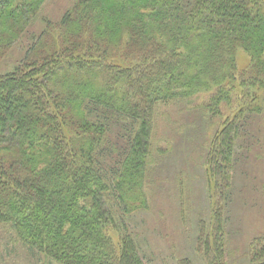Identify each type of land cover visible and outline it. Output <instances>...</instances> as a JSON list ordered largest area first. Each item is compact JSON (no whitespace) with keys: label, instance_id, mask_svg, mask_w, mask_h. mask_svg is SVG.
I'll return each instance as SVG.
<instances>
[{"label":"trees","instance_id":"trees-1","mask_svg":"<svg viewBox=\"0 0 264 264\" xmlns=\"http://www.w3.org/2000/svg\"><path fill=\"white\" fill-rule=\"evenodd\" d=\"M74 1L55 21L48 0H0V226L56 263L149 264L125 221L148 206L156 114L209 93L212 112L239 107L206 153L211 220L196 249L229 264L238 144L264 113V0ZM248 255L264 264V236Z\"/></svg>","mask_w":264,"mask_h":264},{"label":"rangeland","instance_id":"rangeland-1","mask_svg":"<svg viewBox=\"0 0 264 264\" xmlns=\"http://www.w3.org/2000/svg\"><path fill=\"white\" fill-rule=\"evenodd\" d=\"M74 2L48 0L43 12L56 21ZM24 46L19 43L9 52L2 61L3 69L13 68L23 56ZM211 96L199 93L191 100L161 105L156 114L152 166L146 180L148 206L125 221L149 264H178L185 257L195 264H207L196 249L200 225L207 227L211 220L206 153L223 120L239 107L234 100L212 112L208 107ZM248 130L256 135L249 147L245 146L247 138L239 141L225 213L229 264L248 262L251 241L264 236V113ZM0 264L60 263L15 242L11 229L1 225Z\"/></svg>","mask_w":264,"mask_h":264}]
</instances>
